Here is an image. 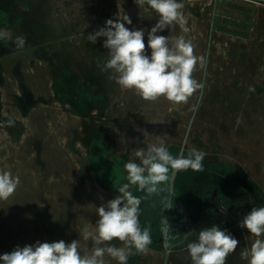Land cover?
I'll list each match as a JSON object with an SVG mask.
<instances>
[{"label": "rangeland", "instance_id": "obj_1", "mask_svg": "<svg viewBox=\"0 0 264 264\" xmlns=\"http://www.w3.org/2000/svg\"><path fill=\"white\" fill-rule=\"evenodd\" d=\"M3 2L13 17L23 20L11 41L23 36L26 42L23 47H8L0 55V80L8 82L1 108L16 117L12 136L6 121L0 122V170L19 177L15 193L6 201L0 200V255L17 246L59 240H79L82 253H90L92 242L84 239L83 233L95 231L97 208L120 195L124 184H129L128 190L141 200L139 224L152 240L147 253L132 248L127 264H164L172 253L169 249L187 250L186 245L196 241V232L187 244L178 240L164 246L153 239L149 223L156 211L164 212L171 193L185 202L190 199L195 206L197 188L202 192L210 188L225 191L236 199L237 211L244 210L236 213L240 224L253 207H264L263 3L178 0L183 4L187 31L177 25L157 35L170 39L183 35L194 45V55L204 58V65L198 62L193 72L202 88L187 103L177 105L164 97L148 101L134 89L121 87L116 73L105 67L110 58L103 47L105 38L96 43L89 39V34L120 14L121 19L132 21L126 27L144 30L146 54L150 56L147 35L159 16L146 0L143 4L137 0H26L27 9L21 0ZM3 18L0 10V22ZM58 50L61 63H68L85 88L96 95L93 101L86 98L81 104L86 111L82 116L52 94L54 85L49 81L60 73L53 66ZM19 71L35 98L26 114L15 109L13 98ZM105 115L108 121L102 118ZM157 137H163L174 157L187 158L198 150L204 159L200 171L170 168L169 179L157 186V192L149 193L130 184L125 164L130 160L140 164L136 151L147 153L149 145L158 143ZM110 143L113 147H108ZM94 148L103 160L95 162L101 165L97 167L99 180L89 155ZM239 227L238 247L225 264H248L241 252L250 249L257 237ZM104 246L126 245L113 240ZM104 261L119 264L107 254Z\"/></svg>", "mask_w": 264, "mask_h": 264}, {"label": "clouds", "instance_id": "obj_2", "mask_svg": "<svg viewBox=\"0 0 264 264\" xmlns=\"http://www.w3.org/2000/svg\"><path fill=\"white\" fill-rule=\"evenodd\" d=\"M139 4L145 0H137ZM149 7L158 14V22L147 35L146 54L144 30H131L125 24L132 21L126 17L108 19L105 26L89 39L96 43L104 37L103 47L108 50L109 59L106 69L116 73V82L125 89H134L143 99L154 101L160 97L174 104L187 103L194 92L202 88L193 78V72L204 58L194 55V45L183 35L170 39L157 35L158 32L179 26L187 31L182 13L183 4L178 0H146ZM9 34L0 30V39H9ZM25 38L18 36L13 43L23 47ZM13 122L8 121V126ZM158 143L149 145L147 153L143 149L136 151L141 163L129 161L125 164L130 184L149 193L158 191V185L169 179V169L176 171L191 168L202 170L204 153L193 150L189 157L172 156L165 147L163 137H157ZM147 173V174H145ZM19 185V177H13L10 171L0 170V200H8ZM129 184L119 189L120 195L106 205L97 208L98 221L94 232H84L83 238L92 242L90 253H82L79 240L66 243L39 242L34 245L17 246L10 253L0 255L2 264H105L104 257L109 255L119 264H127L131 249L138 253H147L151 236L147 229H141L139 210L141 200L128 190ZM240 226L252 236L257 237L250 249L241 252V258L248 264H264V207H253L243 218ZM119 240L125 247L104 246L106 242ZM239 241L219 226L206 227L199 232L198 242L189 243L187 250L192 264H225L227 256L238 247Z\"/></svg>", "mask_w": 264, "mask_h": 264}, {"label": "flooded vegetation", "instance_id": "obj_3", "mask_svg": "<svg viewBox=\"0 0 264 264\" xmlns=\"http://www.w3.org/2000/svg\"><path fill=\"white\" fill-rule=\"evenodd\" d=\"M21 2L23 3V8L27 9L29 5L26 3V0H21ZM4 7H6V4L3 2V0H0V10L2 11V13H4V18L0 22V30L7 32L10 38L0 39V55L4 53L8 47L15 45L13 41H11V39H13L15 34H17L18 25L23 21L22 19H20V16L13 17L11 9H7ZM57 54L58 55L57 57H55L56 61H54L53 66H55V69L57 68L60 73H58L57 75L55 73V76L53 75V78H51V80L49 81L50 85H54V90H51L52 94L59 101L67 102L70 109L76 111L77 114L80 113V115L82 116V114L86 113V111L85 108L83 109L81 104L85 102L86 98H89V101H93V99L96 98V95H92L90 89L87 90V88H85V85H83V82L82 80H80L81 78H79V75L76 76V74H74V69H72L68 63H61V61L59 60V58H61V50H58ZM41 55H43V53H41ZM1 70L2 66L0 67V72ZM72 72L73 74H71ZM17 74L18 78L16 79L15 86H13V98L16 100L15 109L19 110L23 114H26L33 107L35 98L32 90L30 89V85L27 84L26 79L21 75V72L19 71V73ZM71 77H74V79ZM74 84L75 86L80 87L79 90L73 87ZM7 87L8 82L5 80H0V122L6 121V124H8V121L13 122L12 126H10V130L12 131L10 132V135L12 136L13 131H15L16 117L6 114L8 112L4 113L1 108V103L3 100L2 94L7 90ZM102 102L105 103V101L103 100ZM108 117L109 116L105 115L102 118L108 121ZM88 135V137L91 139V135ZM88 137H86L85 139L90 143L91 140ZM131 140H133L132 137ZM109 146H112V144L110 143L108 147ZM98 150V148H94L93 151L90 149L89 155L91 157V160H93L92 162H94L93 165L96 172L95 177L99 180L100 174L97 167L101 165L99 164L97 166V164L99 159L100 161L103 160L99 155L96 154ZM106 150L110 149L108 148ZM96 161L97 164L95 163ZM85 166L86 164H82V167ZM107 166H109V164ZM113 170L115 172H118L114 168ZM109 172H112V170ZM82 174L86 176L85 169L82 170ZM196 194L199 195V200L197 204L193 206L190 199L185 202L178 196H176V194L171 193L164 212L161 213V211L158 210L153 214V217L155 218L152 219L151 223H149V227L153 231L152 237L155 242H162L164 246H168L173 243L172 241L179 240V243L184 241L183 244H187L189 243L187 241L191 239V236H193L194 232H196L195 235L197 236L195 242H198L199 232L202 229L211 227L213 225L219 226L222 230H225L228 234L236 238L237 232L241 230V228L239 227L240 219L238 218L236 213H242V211L244 213V210H239L238 212V208L234 206L236 204V199L233 197H228L225 191L223 192L218 188H210L205 192H202L199 188H197ZM252 198H254L253 195ZM169 251L172 253L166 256L164 264H173L170 259H175V264H192L188 250L179 251L174 249L173 252L171 249H169Z\"/></svg>", "mask_w": 264, "mask_h": 264}, {"label": "water", "instance_id": "obj_4", "mask_svg": "<svg viewBox=\"0 0 264 264\" xmlns=\"http://www.w3.org/2000/svg\"><path fill=\"white\" fill-rule=\"evenodd\" d=\"M253 1H258L264 4V0H253Z\"/></svg>", "mask_w": 264, "mask_h": 264}, {"label": "crops", "instance_id": "obj_5", "mask_svg": "<svg viewBox=\"0 0 264 264\" xmlns=\"http://www.w3.org/2000/svg\"><path fill=\"white\" fill-rule=\"evenodd\" d=\"M80 115V113H78Z\"/></svg>", "mask_w": 264, "mask_h": 264}, {"label": "trees", "instance_id": "obj_6", "mask_svg": "<svg viewBox=\"0 0 264 264\" xmlns=\"http://www.w3.org/2000/svg\"><path fill=\"white\" fill-rule=\"evenodd\" d=\"M81 80V79H80Z\"/></svg>", "mask_w": 264, "mask_h": 264}]
</instances>
